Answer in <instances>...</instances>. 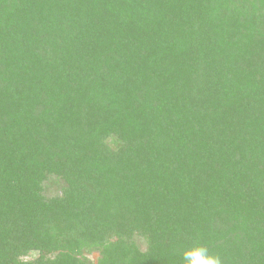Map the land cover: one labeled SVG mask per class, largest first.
I'll list each match as a JSON object with an SVG mask.
<instances>
[{"label":"trees","instance_id":"obj_1","mask_svg":"<svg viewBox=\"0 0 264 264\" xmlns=\"http://www.w3.org/2000/svg\"><path fill=\"white\" fill-rule=\"evenodd\" d=\"M196 244L264 264V0H0V264Z\"/></svg>","mask_w":264,"mask_h":264},{"label":"clouds","instance_id":"obj_2","mask_svg":"<svg viewBox=\"0 0 264 264\" xmlns=\"http://www.w3.org/2000/svg\"><path fill=\"white\" fill-rule=\"evenodd\" d=\"M183 264H222L219 255L212 254L205 245L196 244L182 251Z\"/></svg>","mask_w":264,"mask_h":264},{"label":"rangeland","instance_id":"obj_3","mask_svg":"<svg viewBox=\"0 0 264 264\" xmlns=\"http://www.w3.org/2000/svg\"><path fill=\"white\" fill-rule=\"evenodd\" d=\"M53 191V190H52ZM52 191H50V192H52Z\"/></svg>","mask_w":264,"mask_h":264}]
</instances>
